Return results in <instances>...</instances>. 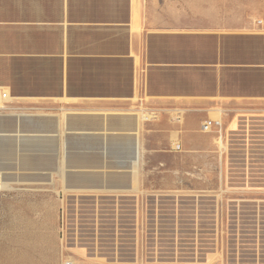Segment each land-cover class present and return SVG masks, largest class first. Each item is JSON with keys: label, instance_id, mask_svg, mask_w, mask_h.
Listing matches in <instances>:
<instances>
[{"label": "crops", "instance_id": "obj_1", "mask_svg": "<svg viewBox=\"0 0 264 264\" xmlns=\"http://www.w3.org/2000/svg\"><path fill=\"white\" fill-rule=\"evenodd\" d=\"M0 57L12 73L0 85L11 94L0 110V190L47 184L63 211L69 193L115 196L123 215L137 193L184 192L173 169L194 165L197 153L264 159V26L235 16L233 0H0ZM14 98L40 112L18 110ZM205 119L220 130L203 132ZM19 221V244L0 245V264L89 259L63 240L56 251L53 232Z\"/></svg>", "mask_w": 264, "mask_h": 264}, {"label": "rangeland", "instance_id": "obj_2", "mask_svg": "<svg viewBox=\"0 0 264 264\" xmlns=\"http://www.w3.org/2000/svg\"><path fill=\"white\" fill-rule=\"evenodd\" d=\"M233 3L235 16L244 14L264 26V0ZM11 75L2 71L0 57V85ZM2 91L11 95L5 87ZM17 101L14 98L11 105L18 110L40 112L32 104ZM23 141L28 175L34 172L28 154L33 151L34 135H25ZM197 154L194 165L173 169L172 180L184 187V192L151 194L154 198L150 199L147 193H137L136 209L123 215L115 196L99 199L87 193H69L63 211L58 205L59 195L47 184L13 180L11 188L0 190V245L19 244L11 238L21 234L19 219L26 217L33 223L30 231L47 237L53 232L56 251L62 240L70 249H85L89 257L86 264H114L115 255L119 264H264L263 157L228 152L220 162L218 151ZM3 158L1 150L0 160ZM164 168H155L157 175H163ZM142 169L137 176L143 181L150 168ZM194 198L204 206L196 216L189 213ZM50 205L54 209L53 223L49 224L44 215ZM86 207L87 214L83 210ZM209 210L213 212L208 214Z\"/></svg>", "mask_w": 264, "mask_h": 264}, {"label": "built area", "instance_id": "obj_3", "mask_svg": "<svg viewBox=\"0 0 264 264\" xmlns=\"http://www.w3.org/2000/svg\"><path fill=\"white\" fill-rule=\"evenodd\" d=\"M7 97V93L6 92H2L0 93V100L1 99H5ZM221 126V121L219 119H205L202 124H201V129L203 132H210L213 128H216V129H219V127ZM186 196V195H184ZM183 196V198H185ZM195 195H193L194 197ZM196 199L194 198V201L192 203H190V205L192 206H189L190 207V211L189 213L190 214H193L194 216L198 215L199 212L201 211V209L204 208V206L202 205H198V201L195 202ZM182 203H186L184 201H182ZM213 211L212 210H209V213L208 214H211Z\"/></svg>", "mask_w": 264, "mask_h": 264}, {"label": "bare ground", "instance_id": "obj_4", "mask_svg": "<svg viewBox=\"0 0 264 264\" xmlns=\"http://www.w3.org/2000/svg\"><path fill=\"white\" fill-rule=\"evenodd\" d=\"M3 91H2V89H0V93H2ZM7 98H8V95H7V97L5 98V99H1L0 101H1V107H0V110L1 109H4V106H5V103H6V100H7ZM220 130V129H219ZM218 141L220 142V143H222L221 142V137L218 139ZM143 154V153H142ZM137 155H138V153H137ZM133 156V155H132ZM131 157V156H130ZM117 163H118V161H117ZM121 163H123V162H121ZM65 264H71L70 263V261H65Z\"/></svg>", "mask_w": 264, "mask_h": 264}]
</instances>
